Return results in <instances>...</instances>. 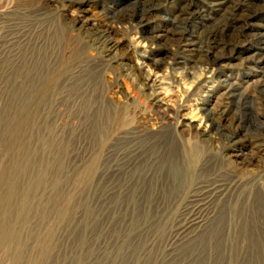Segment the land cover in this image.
I'll list each match as a JSON object with an SVG mask.
<instances>
[{
    "label": "rangeland",
    "instance_id": "374dc122",
    "mask_svg": "<svg viewBox=\"0 0 264 264\" xmlns=\"http://www.w3.org/2000/svg\"><path fill=\"white\" fill-rule=\"evenodd\" d=\"M201 1L210 7L218 0ZM142 2L140 11L155 6L144 23L128 19L136 0H0V127L17 79L28 74L37 86L41 185L31 224L36 238L26 247L37 264H264V85L251 84L247 99L237 97L231 107L218 84L223 74L231 83L257 79L246 60L259 47V25L264 47V0H234L235 29L220 15L204 28L182 21L191 0ZM183 28L198 36L196 51L183 52ZM214 35L223 59L213 69L206 51ZM240 102L247 107L237 109ZM214 109L226 111L221 131L205 118ZM102 123L104 138L95 132ZM249 125L254 133H246ZM131 151L161 160L175 153L181 162L190 155L193 165L183 181L165 167L140 209L128 204L110 216L113 204L106 210L102 198L116 181L114 166ZM89 167L91 184L84 181ZM220 186L231 188L237 213L211 240L217 214L199 208ZM193 213L206 216L198 238L177 244Z\"/></svg>",
    "mask_w": 264,
    "mask_h": 264
},
{
    "label": "bare ground",
    "instance_id": "6f19581e",
    "mask_svg": "<svg viewBox=\"0 0 264 264\" xmlns=\"http://www.w3.org/2000/svg\"><path fill=\"white\" fill-rule=\"evenodd\" d=\"M201 2V0H191V3L189 2L190 5L185 7L188 9L181 10V15L184 12L186 13L182 21L191 23L190 20H197L198 26L200 25L204 28L209 25L207 24L208 22L214 20V17L220 15V17L224 19L228 29L236 28L238 19L236 18L237 8L234 6V0H218L212 3L210 7L206 3H203L206 5H201ZM142 3H144L142 0H136L135 11L131 17L129 15L130 18H128L130 21L134 20L137 16H141L140 22L144 23L146 18L154 12L155 6L144 8L140 11L139 7H141ZM240 3L245 6H250L252 0H240ZM208 7L210 9H208ZM186 15L189 17H185ZM256 17L260 18V10L256 11L255 14L248 15L245 24H250L251 18ZM179 18L178 15L176 19L178 20ZM184 25L188 27V24ZM251 26L255 25L252 24ZM260 28H262L260 25L257 26L258 31L255 35V38L259 42V47H257L255 52L246 60L248 69L257 79L253 81L247 80L243 83H231L229 75L223 74L222 78H218V84L219 87L224 90L221 95V97H223L221 101L224 105L227 104L232 107L237 97H242V100H246L248 97V89L252 86L251 84H254L257 88L264 85V47L260 48V37L263 36L262 32L260 33ZM186 31L188 30L183 28V31L180 32V34H182L180 36H182L183 52H194L201 44L200 40L195 32L189 34L186 33ZM160 36L161 35H157L154 38H160ZM216 40V36L214 35L212 39L209 40L212 41V44L206 51V61L208 62L207 66L209 68L217 67L222 63L223 56L217 54V50L219 49ZM216 70L217 68H215V71ZM17 80H19L18 86H15V88L13 87V108L10 107V116L7 118L5 124L0 127V264H37L32 248L29 249L26 247L27 242L36 238L35 230H32L31 224L39 209L38 191L41 185V160L38 159L39 150L36 147V143L40 139L38 123L39 107L37 106L38 98L35 96L37 86L34 84V80L29 78L28 74H25L22 79L18 78ZM149 83L153 85L156 81L154 82L151 79ZM202 83L203 82L198 83L195 90H200L205 86V83ZM29 86L30 88L28 89ZM241 107L245 109L247 107L246 102H240L237 109ZM225 112L226 111L222 112L221 109L210 110L205 115V118L215 127V130L221 131L220 125ZM243 114H245V118L248 117L245 111H243ZM244 116L242 118L240 117V123L246 121ZM257 121L258 122L253 125H260V117ZM240 128L241 130L243 129L242 126ZM238 130H240L239 127ZM238 130L231 132L230 138L232 141L235 139ZM106 131V125L103 123L95 129L97 135L103 138L107 134ZM255 131L256 129L250 128L249 125L246 133L250 134ZM184 132L185 131L182 129L181 133ZM257 132L260 133V130H257ZM110 149L111 148H109V150ZM122 155V161L116 163L112 174L117 177L116 181L113 183L109 193L106 195L104 194L105 196L102 198L103 204H107L106 210L113 204L110 216H114L118 211L128 206V204H131L135 209L139 205L138 201L144 203L146 197L150 196L149 190H152V188L157 185L158 174H160L165 167L168 175H173L174 179L183 181L184 177L188 176V171L191 170L193 165V160L190 155L183 157L182 162L179 161L175 153L170 154L162 160L161 158L153 159L151 156L144 157V153H139L138 151H131L130 153H124ZM94 172L95 169L92 167H89L84 172V181L86 179L87 184L92 183ZM105 178L106 171H103L100 175V179L103 181ZM58 182L59 180L55 182L56 184H54V187H58ZM209 198L208 204L205 200H201L203 204L199 210L208 212L207 217L215 213L217 214L218 220L216 219L217 221H215L210 228V230L212 229L210 232V239L212 240L217 238L221 230L225 228V223L229 215H235L237 213L238 200L235 201L234 194L228 186L216 188L210 193ZM138 209H140V207H138ZM60 217L62 218L63 215H60ZM205 220L206 216L204 217L200 215V213L192 215L188 221L180 227L177 244L181 245L186 241L187 244L192 242L196 238V232L200 230ZM28 224H30V234L25 238L24 230Z\"/></svg>",
    "mask_w": 264,
    "mask_h": 264
}]
</instances>
